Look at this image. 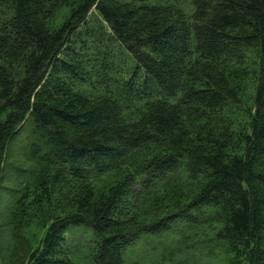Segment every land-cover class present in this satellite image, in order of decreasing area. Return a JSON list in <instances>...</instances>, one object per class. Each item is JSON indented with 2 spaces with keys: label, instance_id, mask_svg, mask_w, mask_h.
<instances>
[{
  "label": "trees",
  "instance_id": "trees-1",
  "mask_svg": "<svg viewBox=\"0 0 264 264\" xmlns=\"http://www.w3.org/2000/svg\"><path fill=\"white\" fill-rule=\"evenodd\" d=\"M191 3L0 0V167L24 122L36 166L13 192L26 264H70L77 227L87 264H125L142 235L201 218L229 264H264V0ZM92 10L134 61L126 79L103 75L106 52L88 67Z\"/></svg>",
  "mask_w": 264,
  "mask_h": 264
},
{
  "label": "rangeland",
  "instance_id": "rangeland-1",
  "mask_svg": "<svg viewBox=\"0 0 264 264\" xmlns=\"http://www.w3.org/2000/svg\"><path fill=\"white\" fill-rule=\"evenodd\" d=\"M118 1L121 3H145L149 0ZM166 1L176 4L186 12L193 11L192 0ZM88 24L90 32L95 35L94 38H90L94 42L91 46H94L95 49L88 51V56L91 59L88 64L89 69L94 75L102 74L100 71L101 57L94 59L92 50L98 51L99 55L106 52L108 55L105 63L108 62L109 65L108 69L103 71V75L113 82L121 74L126 79L127 75H124V72L132 71L134 61L112 39L110 30L95 10L89 13ZM87 91L93 90L88 89ZM251 96L252 90H246L243 94L242 99L245 106L242 110L237 111L239 119H243L250 109ZM21 127L23 129L21 134L18 133L15 140L9 143L0 167V264H26L28 251L25 241L16 236L18 225L14 224L16 214L13 208V192L23 188L31 177V172L36 170V166L30 162L27 155L31 143L30 123L24 122ZM3 188L7 191L5 194L2 192ZM201 219H197V222L192 225L177 223L166 233L142 235L124 253L125 264H229L232 255L226 252L221 241L217 240L216 231H210L209 225L201 223ZM23 235L24 239L33 242V238L37 239L39 234L36 230L29 228ZM32 245L33 248L36 247V244L32 243ZM94 247L95 241L91 229L77 227L69 228L66 231L65 250L69 253L70 264H87Z\"/></svg>",
  "mask_w": 264,
  "mask_h": 264
}]
</instances>
